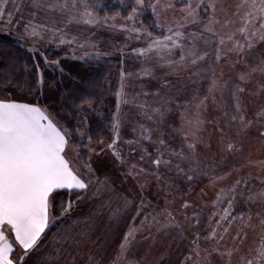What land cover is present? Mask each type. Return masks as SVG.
<instances>
[{"label": "rangeland", "instance_id": "1", "mask_svg": "<svg viewBox=\"0 0 264 264\" xmlns=\"http://www.w3.org/2000/svg\"><path fill=\"white\" fill-rule=\"evenodd\" d=\"M189 2L199 5L197 22L178 28L184 0H144L142 5L136 0H76L75 7L73 0H39L40 7L33 0H0L5 13L0 28L10 27L30 51L39 52L45 71L62 70L74 61L121 63L110 124L119 123L114 147L123 162L109 147L116 131L106 144L85 138L91 119L104 117L88 105L65 154L93 183L71 195L54 193L52 216L60 217L61 205L69 200L74 207L50 225L42 247L33 250L40 258L26 256L23 264H244L242 258L251 259L264 245V41L256 37L243 51L232 41L220 46V36L232 33L244 42L237 31L240 16L234 15L241 0ZM116 4L122 8L115 9ZM246 10L240 8V15ZM85 11L92 13V23L83 22ZM210 17L219 23L209 25ZM29 24L39 36L25 33ZM168 28L183 33L185 53H207L204 59L193 65L187 56L181 62L180 48L139 54L151 39L170 35ZM46 43L55 46L51 56L40 47ZM37 80L43 92L53 90L44 69ZM241 115L251 124H242ZM157 157L169 163L157 166L152 162ZM225 209L230 215L221 220ZM130 228L134 238L117 262Z\"/></svg>", "mask_w": 264, "mask_h": 264}, {"label": "snow or ice", "instance_id": "2", "mask_svg": "<svg viewBox=\"0 0 264 264\" xmlns=\"http://www.w3.org/2000/svg\"><path fill=\"white\" fill-rule=\"evenodd\" d=\"M136 3L142 5L144 0H136ZM184 3L187 6L180 9L184 13L182 16L183 23L178 24V28L187 23L197 22L199 5L193 6L189 0H184ZM33 5L35 7L41 6L39 0H33ZM66 6V4L60 5L61 8ZM75 6L76 0H73V7ZM245 6H247V10L243 15H240L239 9ZM167 7L171 8L172 5L169 4ZM209 7L215 12V4H211ZM49 8H55V5H49ZM153 11H155V6ZM133 12L135 13L136 9H133ZM4 15V9L0 7V19H3ZM234 15L240 16L241 27L237 31L243 37L244 42L241 43L239 40H235L236 33H232L226 37L220 36V46H223L226 41H232L236 49L243 51L246 47L251 48L253 46L256 37L264 41V0H241ZM7 16L8 23H11L12 13H7ZM91 16V12L85 11L83 22L92 23L93 21L89 19ZM208 23L211 25L219 23V21L210 17ZM257 23H259V28L256 27ZM2 30L0 29V31ZM206 30L212 31L210 27ZM167 31L171 34L164 35L162 38L151 39L146 49L138 50L139 54L146 55L149 52L159 54L164 51L171 52L174 48H180L182 50L180 61L184 62L186 57L190 56L193 65L199 60H203L207 55V53L197 55L194 50L185 53L183 51L184 45L181 43L183 33L179 30L174 31L172 28H168ZM25 33L32 37L40 35L36 30V26L30 24L25 26ZM213 34L219 35L217 33ZM149 35L151 36L150 33ZM60 42L65 43L63 38ZM216 59H220L219 48H217ZM260 70L264 71V68ZM215 87L216 83L213 82V88ZM238 91L242 92L244 89L240 88ZM236 107L239 111V103ZM235 119L234 116L233 120ZM239 119L242 124H251V121H246L243 115ZM112 127L117 132V136L109 147L113 148V154L116 158L123 162L119 152L114 147L119 139V123H114ZM261 135H264V132ZM69 138L70 133L67 129L58 127L46 108L36 104L0 99V264H18L12 258L17 246L23 250V255L19 258V264H23L25 257L37 247L38 242L41 241L50 225L54 224L60 217L65 216L74 207L75 201L69 200L66 204L61 205L60 217L52 216L54 193L66 190L71 195L73 191L88 189L93 183L88 175L74 169L70 165L69 159L66 158L65 150L69 145ZM144 138L148 139L149 137L144 136ZM89 140H91V137H89ZM127 143L134 142L127 141ZM163 143L161 140L160 144ZM190 147L193 146L190 145ZM228 147L231 149L232 145L229 144ZM141 159H144L143 155ZM152 162L157 166L161 163H169L163 161L160 157ZM85 167L88 169V173L92 172L90 164L85 165ZM132 167L135 168V165ZM140 171L142 172L143 169ZM129 174H132L131 170ZM79 199L81 197L77 196V200ZM187 206V204L184 205V207ZM231 206L232 202L229 201L228 208L230 209ZM168 215L171 218V214ZM229 215L228 209H225V214L221 217V220H227ZM216 223L218 227L221 226L220 221ZM8 233L11 234L13 239H9ZM211 235L212 237L216 236V229L212 230ZM130 238H134V229L132 228L129 229L124 237V242L120 245L117 262L123 261L131 242ZM261 239L264 240V237H261ZM197 255H199V252H197ZM228 255H231V253H228ZM242 259L244 264H264V245L255 250L251 259L246 257Z\"/></svg>", "mask_w": 264, "mask_h": 264}, {"label": "trees", "instance_id": "3", "mask_svg": "<svg viewBox=\"0 0 264 264\" xmlns=\"http://www.w3.org/2000/svg\"><path fill=\"white\" fill-rule=\"evenodd\" d=\"M117 6L115 9L122 8ZM19 38L10 27L0 31V99L45 106L48 113L55 115L53 121L73 136L85 120L87 106L92 105L94 110L102 111L104 117L91 119L85 138L91 137V140L104 144L111 142L113 128L110 120L116 109L114 98L120 78V61L95 59L96 62L86 61L83 65L74 61L63 64L62 70L45 71V61L39 52L30 51L28 44ZM40 47L48 56L55 52L54 45L46 43ZM40 68L46 74V84L54 85L51 92H43L38 84Z\"/></svg>", "mask_w": 264, "mask_h": 264}, {"label": "crops", "instance_id": "4", "mask_svg": "<svg viewBox=\"0 0 264 264\" xmlns=\"http://www.w3.org/2000/svg\"><path fill=\"white\" fill-rule=\"evenodd\" d=\"M16 102H19V103H27V102H22V101H16ZM31 104V103H30ZM41 107V106H40ZM48 231V229L45 231V233H44V235L42 236V238H41V241L40 242H38V248L40 247L39 245H41V242H42V240H43V237H45L46 236V234L48 233L47 232ZM8 235H9V239H13V237L11 236V234L10 233H8ZM42 247V246H41ZM40 247V248H41ZM37 248V249H38ZM35 249V248H34ZM33 249V250H34ZM33 250L28 254V256L27 257H29V259H31V257H33V256H35V260H37L38 258H40L39 257V254H38V252L36 253V252H33ZM32 254V255H31ZM21 255H23V250H21L18 246L16 247V249H15V252H14V255H13V259L14 260H16L17 262H18V264H19V258H20V256Z\"/></svg>", "mask_w": 264, "mask_h": 264}]
</instances>
